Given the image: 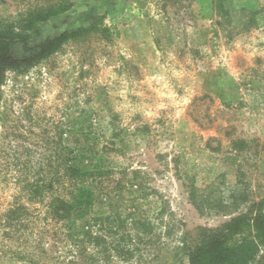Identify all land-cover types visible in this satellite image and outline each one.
Wrapping results in <instances>:
<instances>
[{
	"label": "rangeland",
	"instance_id": "374dc122",
	"mask_svg": "<svg viewBox=\"0 0 264 264\" xmlns=\"http://www.w3.org/2000/svg\"><path fill=\"white\" fill-rule=\"evenodd\" d=\"M56 3L71 10L21 33L32 46L91 26L108 32L89 33L17 80L8 74L3 99L15 115L60 124L65 145L87 150L90 166L113 174L69 229L46 219L44 204L28 202L12 170L0 171V211L24 203L35 222L27 234L44 233L29 249L34 259L189 264L184 235L193 244L199 227L264 212V0H224L211 20L198 19L195 0H0V25L17 33L29 11ZM118 217L153 225L141 242H127L134 257L126 262L118 244L132 231L128 223L119 229ZM88 222L106 243H88L81 256L73 237ZM1 234L0 264H28L12 259L21 247Z\"/></svg>",
	"mask_w": 264,
	"mask_h": 264
},
{
	"label": "trees",
	"instance_id": "16d2710c",
	"mask_svg": "<svg viewBox=\"0 0 264 264\" xmlns=\"http://www.w3.org/2000/svg\"><path fill=\"white\" fill-rule=\"evenodd\" d=\"M224 0H195L198 19L211 20L223 9ZM71 10L70 4L56 3L28 12L25 19L19 21L17 30L13 25H0V171L10 169L14 179L21 184L28 202H39L46 206L45 217L51 222L71 228L80 219H85L92 207L97 193L110 181L113 169L96 166L86 160L89 152L65 145L60 124L42 126L31 112L15 115L13 101L3 99L4 85L8 74L13 73L15 80L30 72L35 67L46 64L50 59L63 52L68 45L76 44L89 33L108 32L96 30L95 26L73 32H64L56 37H48L40 44L32 46L30 36L21 35L31 30L36 24L47 23L53 19L66 16ZM68 17H65V20ZM64 20V19H63ZM105 39V38H104ZM21 45L23 53H14V47ZM21 115V116H20ZM27 122V126L24 123ZM34 127L42 128L36 133ZM53 129V130H51ZM242 147L244 142L235 143ZM36 148V151L33 149ZM38 156V157H36ZM91 167V170H88ZM195 191L190 197L194 204ZM46 201V202H45ZM45 202V203H44ZM93 221V220H92ZM95 221H97L95 219ZM31 220L29 207L24 203H15L0 211V232L3 241H16L21 249H16L12 259L28 264H40L34 259L35 253L29 252L33 246L43 244V232L31 239ZM71 223V225H70ZM119 229L131 233L122 234L118 244L119 257L129 261L134 257L127 242H141L153 230L151 223L138 220L126 222L117 218ZM81 239L73 237L79 254H85L86 245L94 248L106 243L103 236L95 235L90 222ZM198 241L189 243L186 236L182 238V249L189 264H262L264 256V212L241 215L233 218L216 229L199 227ZM24 232V235H19ZM112 233V232H111ZM113 234V233H112ZM73 236V235H72ZM35 249L37 247H34ZM5 254V253H4Z\"/></svg>",
	"mask_w": 264,
	"mask_h": 264
}]
</instances>
